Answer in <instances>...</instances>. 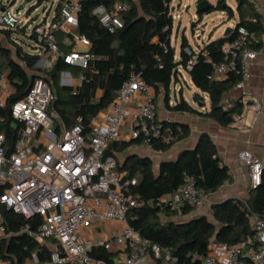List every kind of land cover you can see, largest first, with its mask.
<instances>
[{
	"label": "trees",
	"instance_id": "trees-1",
	"mask_svg": "<svg viewBox=\"0 0 264 264\" xmlns=\"http://www.w3.org/2000/svg\"><path fill=\"white\" fill-rule=\"evenodd\" d=\"M118 1L128 3L129 8L122 14L123 27L110 32L100 22L98 8L103 5L111 9ZM172 1L82 0V8L78 13V31L90 39L89 51L94 56L90 65L85 68L71 65L59 58L53 67L45 69L39 62L47 52L46 44L44 40L36 39L30 34L27 23L19 24L13 29L0 27V34L9 41V45H5L0 39V74L6 72L15 89L8 97L6 106L0 107V130L5 134L7 154L15 150L19 132L23 127L13 117L12 105L25 96L39 77L49 81L53 88L54 98L49 112L58 113V134L81 120L88 136L92 118L107 110L117 91L134 73L139 74L154 88L156 95L161 91L165 92L169 110L210 117L223 125H230L236 117L241 116L244 103L234 100L227 107L223 103L224 94L235 87L239 77L230 75L224 79H212L211 76L215 72L214 63L224 59L222 44L234 37L238 26L244 25L255 31L260 38L257 47H261L264 33L261 14L251 0H236L239 16L231 34L209 41L199 51L194 50L187 37L183 36L177 55L171 41L174 25ZM15 3L16 0H9L7 3L0 0V9L11 7ZM39 3L40 0L26 14L30 16L39 7ZM61 3L62 0H58L55 5L52 20L59 19ZM225 3L226 0H217L215 4L210 2L209 8L199 13L226 10L229 7ZM47 13L43 21L47 20L50 10ZM55 34L62 50L71 52L74 49L70 35L60 31ZM22 37H29L31 41L27 42ZM206 51L208 55L205 54ZM207 56L209 60L205 61ZM190 61L191 69L188 68ZM183 70L202 92L197 93V102L204 105V94L209 96V110L203 111L194 107L184 98L183 91L176 102L170 104L172 87L174 82L183 80ZM66 71L78 78L83 76V79L77 86L62 84L61 75ZM154 101L156 102V96ZM168 125L172 131L170 140L151 141L149 145L153 149L167 151L191 133L186 124ZM137 144L145 142L140 138L111 142L106 149V155L115 157V151L126 150ZM118 169L127 171L128 177L138 179L135 189L141 198L139 205L131 208L127 214L129 224L152 243L169 250L177 258L178 264L189 261L188 253H206L213 239L220 243L234 244L251 236V215L264 216V167L261 183L250 188L247 198H229L212 204L213 219L200 214L188 220H175V216L188 215L196 207L185 206L178 211L158 205L161 196L176 191L189 175L195 176L198 187L208 195L217 192L222 185L232 180L230 169L221 162L216 145L206 132L201 134L196 147L183 149L177 158L161 162L158 170L154 168L150 156L137 154L129 155L123 164L119 163ZM4 190L5 187L0 186V194ZM0 213L6 229V235L0 239V258L10 259L11 264H47L54 241L47 238L44 242H39L33 235L38 232L43 218L38 214L27 217L1 202ZM91 254L103 259L106 264H115L118 253L96 247ZM158 259L162 263V258Z\"/></svg>",
	"mask_w": 264,
	"mask_h": 264
},
{
	"label": "built area",
	"instance_id": "built-area-1",
	"mask_svg": "<svg viewBox=\"0 0 264 264\" xmlns=\"http://www.w3.org/2000/svg\"><path fill=\"white\" fill-rule=\"evenodd\" d=\"M81 8L82 0H62L58 20H42L30 31L46 44L47 52L39 62L45 69L53 67L59 58L82 68L90 65L94 57L89 51L91 41L78 31ZM128 8V3L123 1L116 2L111 9L101 5L98 8L100 22L110 32H115L123 27L122 14ZM19 14L12 6L1 8L0 27L13 29L22 24ZM57 31L70 35L74 44L71 52L61 49ZM259 42L255 31L240 25L234 37L221 46L224 59L214 63L212 79L239 77L235 88L241 90L238 101L244 104L246 83L251 77V63L259 52ZM208 60L207 56L205 61ZM188 68H192V61ZM82 79L83 76L78 78L79 83ZM61 82L78 85L75 76L68 71L62 73ZM14 92L8 74L1 73L0 107L6 106ZM139 93L145 94L144 98L132 105ZM53 98L51 84L39 77L25 96L13 103L12 115L23 127L15 150L9 155L5 134L0 130V186L5 187L0 202L27 217L38 214L43 218L38 232L33 235L39 242L47 238L54 241L47 264H106L91 251L96 247L112 250L113 245L120 251L115 264H139L150 252L162 258L161 264H178L169 250L152 243L129 224V210L140 203L141 195L135 189L138 179L119 170L116 157L106 155L108 145L121 139L120 127L126 120H130L129 140L140 138L145 144L157 139L170 140V119L158 118L151 86L139 74H132L107 110L92 118L88 136L81 120L61 134L57 133L58 113L49 112ZM255 107L259 108L260 104L256 103ZM239 156L249 168V187H257L262 181V160L247 149L241 150ZM208 200V193L198 187L195 176L189 175L176 191L161 196L158 205L179 211L185 206H202ZM106 222L123 223L111 239L93 238L84 230ZM250 223L251 236L234 244L213 239L206 253H188L190 259L184 264H264V216L253 214ZM5 235L0 213V239ZM0 264H11V260L0 258Z\"/></svg>",
	"mask_w": 264,
	"mask_h": 264
},
{
	"label": "crops",
	"instance_id": "crops-1",
	"mask_svg": "<svg viewBox=\"0 0 264 264\" xmlns=\"http://www.w3.org/2000/svg\"><path fill=\"white\" fill-rule=\"evenodd\" d=\"M251 1L261 14L262 21L264 24V0ZM180 2H182V0H180ZM196 2L198 4V0H196ZM173 4L174 0L172 1V13L175 10ZM178 5L180 6L181 4L179 3ZM184 5L186 6L187 13H189V16H187L186 18L181 17V23L184 22L186 27L187 23H191L193 30L200 27L202 29L201 35L197 36V39L199 40L197 41V51H199V49L209 41L224 36L225 31L229 27V25H225L226 23L221 22V14H219L217 17L218 19H220V21L218 23L216 22L215 24H213L214 27L212 28L211 32L209 34H206L205 28L211 26L210 21L206 20V16L208 13L200 14L196 8V12L194 14H191L190 3L187 2ZM220 11L223 12L224 10ZM53 16L51 17V19L53 18ZM47 20H50L49 15ZM232 27L235 28V26ZM177 55H179V53ZM184 79L182 81H184ZM182 81L174 82L171 94L172 92H175L176 96L175 99H173L172 96L170 97V104H174L179 98L181 92L183 91L184 98L188 100L194 107L203 111L209 110L211 107L209 96L207 94H204V105L197 102L196 96H194L193 101H190L189 97L185 95L184 87L181 83ZM190 82L191 93H202L200 89H198L193 84L191 78ZM75 83L79 84L78 77L76 76ZM151 91L154 96H156L155 103L157 105L158 118L164 121L170 119L169 124H186L190 127L191 133L187 138L178 141L171 149L167 151L155 150L149 144H137L129 146L126 150H117L114 152V155L117 158L118 162L120 164H123L129 155L137 154L142 156H150L153 160L154 168L158 170L161 162L177 158L179 153L183 149H190L196 147L201 134L206 132L212 137L216 145L217 154L220 157L221 162L227 165L230 169V172L232 174V180L222 185V187L217 192L209 194V200L202 206L196 207L192 213L188 215L175 216L174 219L186 220L200 214H205L211 219H213V203L223 201L229 198H247L249 196L250 190L249 168L245 164V162L240 158V151L247 149L254 152L257 156L260 157L264 165V33L262 35V45L259 48L258 55L256 59H254L251 63V77L246 83L247 94L245 95L246 103L244 106L243 114L241 116L236 117V120L230 125H223L219 121L206 116H199L187 112L179 113L169 110L166 106L165 92L161 91L158 95H156V91L152 87ZM241 93V90L235 87L232 88L230 91L226 92L223 97L224 105L226 107L230 106L234 100H238ZM144 96L145 94L139 93L131 102V104L134 105L136 100H141L142 98H144ZM256 103L260 104L259 108L255 107ZM129 125L130 120H126V122L122 126L124 137H121V141H129ZM166 219L169 218L166 217ZM122 226L123 223L121 222H106L101 226H89L88 228L86 227L84 230L88 235L92 236L93 238L103 236L108 239H111L113 238L114 233ZM111 251L118 253L117 257L119 256L120 251H118L117 245H113ZM139 264H161V262L153 253L150 252L141 260Z\"/></svg>",
	"mask_w": 264,
	"mask_h": 264
},
{
	"label": "rangeland",
	"instance_id": "rangeland-1",
	"mask_svg": "<svg viewBox=\"0 0 264 264\" xmlns=\"http://www.w3.org/2000/svg\"><path fill=\"white\" fill-rule=\"evenodd\" d=\"M2 1L4 3H7L9 0H2ZM209 1L212 3L217 2V0H209ZM21 2L22 0H16V3L12 6L14 12H16V8L19 6ZM57 2L58 0H40L39 7L36 10H34L30 16L26 14L27 11L23 10L20 12L18 17L21 19V22H23L22 24L25 23L28 24L29 31H31L35 27V25H37L39 22L43 20V18L48 14L47 12H49V10H50L49 18L51 19V17L54 15L55 5L57 4ZM187 2L190 3L191 5L190 13L194 14L196 12V8L198 5L196 0H182V2H180V0H174V4H173V7H175V10L173 12L175 17H174V25L172 30L171 41L173 46L176 48L177 53L180 52L183 36L187 37L190 45L193 47L194 50L197 51L198 50L197 41H199L197 39V36L201 35L202 33L201 27L193 30L191 23H187V27L185 26L184 22L181 23V17L186 18L187 16H189V13H187L186 6L184 5ZM179 3L181 4L180 6L178 5ZM226 4L229 8H227L223 12L217 10L207 14L206 20L210 21L211 26L205 28L206 34H209L211 32L212 28L214 27L213 24H215L216 22L218 23L220 21V19L217 18L219 14L222 15L221 22L226 23L225 25H229V27L236 26L237 16H239L237 12V2L236 0H226ZM47 6L48 8L46 9L45 7ZM231 9L233 10L232 11L233 13L230 12ZM0 38L5 45H9V41L7 40V38L4 37V35H0ZM22 38L27 42L31 41L29 37H22ZM183 74L185 75V79L183 76L184 81H182L181 83L182 86L184 87L185 95L189 97L190 101H193L195 93L194 92L191 93L190 91V86H191L190 77L185 70H183ZM178 95H179V91H178ZM171 96L173 99H175L176 93L172 92ZM122 126L120 127V132H121V137H124Z\"/></svg>",
	"mask_w": 264,
	"mask_h": 264
},
{
	"label": "water",
	"instance_id": "water-1",
	"mask_svg": "<svg viewBox=\"0 0 264 264\" xmlns=\"http://www.w3.org/2000/svg\"><path fill=\"white\" fill-rule=\"evenodd\" d=\"M39 0H22V2L19 4V6L16 8V13H20L21 11L25 10L28 11L30 9L31 6L35 5L36 3H38ZM225 5H227L225 3ZM210 6V1L209 0H201L200 2H198L197 5V10L198 12L203 11L207 8H209ZM173 10V8H172ZM232 10V9H231ZM233 11V10H232ZM234 31V27H228L225 31L224 35H229ZM36 39H38V36L36 34H32ZM195 96L197 97V94H195Z\"/></svg>",
	"mask_w": 264,
	"mask_h": 264
}]
</instances>
